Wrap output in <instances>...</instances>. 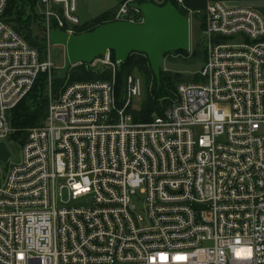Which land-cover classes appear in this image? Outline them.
Instances as JSON below:
<instances>
[{
    "label": "built area",
    "instance_id": "built-area-1",
    "mask_svg": "<svg viewBox=\"0 0 264 264\" xmlns=\"http://www.w3.org/2000/svg\"><path fill=\"white\" fill-rule=\"evenodd\" d=\"M82 0H39L44 35H77ZM123 0L108 22L141 23L171 3L200 24L196 81L161 116L135 123L144 86L116 106L110 52L87 65L111 79L51 87L54 70L4 21L0 0V264H264V19L202 0ZM107 23V22H106ZM47 77L40 125L13 137L9 113ZM19 148L11 159L9 147ZM90 197L91 206H68Z\"/></svg>",
    "mask_w": 264,
    "mask_h": 264
},
{
    "label": "trees",
    "instance_id": "trees-1",
    "mask_svg": "<svg viewBox=\"0 0 264 264\" xmlns=\"http://www.w3.org/2000/svg\"><path fill=\"white\" fill-rule=\"evenodd\" d=\"M7 4L3 12L4 21L12 30L18 34L30 48L37 51L41 59H46L48 43L44 38L43 17L39 13V0H6ZM172 4H174L171 0ZM202 0H192L193 7H201ZM118 6V5H117ZM116 6V7H117ZM104 11L103 14L82 23L77 27L76 34H84L93 31L98 26L110 21L113 11L116 9ZM189 55L187 52L178 51L177 53H168L164 57L168 58L172 55ZM112 61L114 56L110 52ZM191 61H199L201 64L204 60V53L199 47L191 50ZM59 69V68H58ZM58 69H55L53 77L58 75ZM143 75L146 89L145 100L138 110L132 111L133 120L136 123H149L153 117L161 116L164 109L170 106L174 99L173 94L180 83H192L196 81V75L185 77L183 75H173L169 72L160 70V86L155 83L152 70L145 56L140 54H131L128 59L116 68L114 76V93L116 106L120 108L123 104L125 80L127 76L133 75V71ZM111 79V71L108 69H89L85 64H78L67 70L66 78L62 81L51 82L52 89L57 92L64 84H72L77 82H87L91 80L107 81ZM47 77L44 74L38 76L33 85V89L19 101V104L10 111V126L14 131L15 138H23L25 129L40 125L45 119L47 110V101L45 100Z\"/></svg>",
    "mask_w": 264,
    "mask_h": 264
},
{
    "label": "water",
    "instance_id": "water-1",
    "mask_svg": "<svg viewBox=\"0 0 264 264\" xmlns=\"http://www.w3.org/2000/svg\"><path fill=\"white\" fill-rule=\"evenodd\" d=\"M140 12L141 23L107 22L75 36L54 30L44 35L50 46L62 48V66L53 80H64L69 68L89 65L108 51L113 54L117 67L131 54L145 56L155 83L160 86V62L164 55L189 51L190 24L171 3L161 7L146 3L140 6ZM8 157L7 148L0 143V162L7 163Z\"/></svg>",
    "mask_w": 264,
    "mask_h": 264
},
{
    "label": "rangeland",
    "instance_id": "rangeland-1",
    "mask_svg": "<svg viewBox=\"0 0 264 264\" xmlns=\"http://www.w3.org/2000/svg\"><path fill=\"white\" fill-rule=\"evenodd\" d=\"M118 0H82L79 5L76 14L78 15L81 22H86L91 18H95L101 14H103V11L114 9V6H116ZM264 19V18H263ZM190 31H189V39H190V48L187 52L189 55H172L168 58L163 57V59L160 62V70L163 72H169L173 75H183L185 77H192L195 75L199 70L201 63L199 61H191V50L196 48L200 41V34H201V28L200 24L197 20L191 19L190 22ZM49 58H51L53 66L60 68L62 66L63 57H62V48L50 46L49 48ZM135 74L137 78L141 80V84L146 89V84L143 78V75L138 73L137 70L134 69L133 73ZM145 92L143 90L142 95L139 97H135L132 101L131 108L133 110H138L145 100ZM11 150V159L12 161H15L18 157V151L19 148L17 146L9 147ZM56 193L60 194V199L63 202H66V200L69 198L68 191L67 190H61L56 191ZM68 206L71 207H84V206H91L92 201L90 200V197H82L76 201H68Z\"/></svg>",
    "mask_w": 264,
    "mask_h": 264
},
{
    "label": "crops",
    "instance_id": "crops-1",
    "mask_svg": "<svg viewBox=\"0 0 264 264\" xmlns=\"http://www.w3.org/2000/svg\"><path fill=\"white\" fill-rule=\"evenodd\" d=\"M121 1L123 0H118L116 6ZM209 1L214 2V3H221L224 6L229 7V8H233V7L251 8L255 10L262 17V19L264 18V0H209ZM116 6H114V8ZM81 23H84V22H81Z\"/></svg>",
    "mask_w": 264,
    "mask_h": 264
}]
</instances>
